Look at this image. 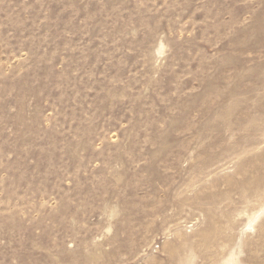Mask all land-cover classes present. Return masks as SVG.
<instances>
[{
	"label": "rangeland",
	"instance_id": "374dc122",
	"mask_svg": "<svg viewBox=\"0 0 264 264\" xmlns=\"http://www.w3.org/2000/svg\"><path fill=\"white\" fill-rule=\"evenodd\" d=\"M0 264H264V0H0Z\"/></svg>",
	"mask_w": 264,
	"mask_h": 264
}]
</instances>
